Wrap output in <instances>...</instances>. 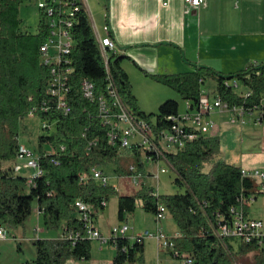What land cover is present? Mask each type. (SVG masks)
Listing matches in <instances>:
<instances>
[{
    "label": "trees",
    "instance_id": "trees-1",
    "mask_svg": "<svg viewBox=\"0 0 264 264\" xmlns=\"http://www.w3.org/2000/svg\"><path fill=\"white\" fill-rule=\"evenodd\" d=\"M20 1L0 0V161L16 156L19 120L47 98L44 88L49 67L42 62L39 52V46L47 34L45 12L40 9L42 18L38 32L23 31L18 14ZM72 31L75 43L70 58L74 86L68 94L70 112L64 114L52 108L48 112L34 113L41 119L55 120L54 130L39 135L37 140L42 174L35 175L29 183L28 177L15 172L13 167H0V222L21 224L36 204L44 227L61 230L57 237L33 241L35 264H66L71 259H90L92 239L85 234L74 201L80 198L96 212L105 207L100 203L103 199L108 200L115 192L114 187L107 183H96L95 179L89 177L90 170L110 161L117 162L123 149L109 140V125L102 121L99 114L100 96L109 102L113 112L120 111L118 106L111 104L107 74L131 119L144 120L156 135L170 128L168 115L178 114V101L172 98L163 100L156 113H146L139 108L128 76L120 65L122 56L110 52L106 69L83 7L76 15ZM150 76L176 90L182 99L193 103L198 101L200 86L208 78L216 81L215 93L229 106L237 104L253 109L262 106L261 100L264 99V60L230 73L194 64L193 70L187 72ZM84 77L94 82L92 100L81 93L80 80ZM225 79H239L250 94L242 96L236 93L232 87L224 84ZM44 143H49L55 152H44ZM129 148L133 155L141 156L137 144ZM218 148L217 136L202 135L181 148L163 153L158 158H164L171 165L175 173L173 182L183 191L161 195L138 180L137 187L131 193L117 195L118 220L128 223L127 216L136 206L155 214L157 205L162 203L178 229L176 235L170 236L176 250L190 254L194 264H235V253L230 243L234 238L219 235L218 226L231 219L230 208L239 206L240 198L264 193V190L255 189L252 178L244 177L242 167L236 164L217 162L209 172H203L204 158ZM117 171L119 175L125 173L128 176L140 173V177L145 172L140 159L135 171L126 172L120 167ZM81 177L87 178L81 181ZM248 207H242L245 215L248 214ZM68 231H77L79 235L73 240L67 237ZM107 242L115 248L111 264H130L142 259L143 240L137 241L125 233L110 235ZM167 249L172 253L170 248ZM237 253L249 256L252 264H264V251L255 242L239 240Z\"/></svg>",
    "mask_w": 264,
    "mask_h": 264
},
{
    "label": "built area",
    "instance_id": "built-area-1",
    "mask_svg": "<svg viewBox=\"0 0 264 264\" xmlns=\"http://www.w3.org/2000/svg\"><path fill=\"white\" fill-rule=\"evenodd\" d=\"M86 0H39L38 7L45 12V22L47 24V34L39 46V52L42 62L49 67V77L45 84L44 92L45 98L39 107H32L30 114L36 111L48 112L52 108L64 114L70 112L69 92L73 88L72 81V60L70 58L71 49L75 43L73 36V24L76 21V15L80 8L85 9L84 2ZM187 8L199 6L201 0H184ZM86 11V9H85ZM95 39L99 45L101 55L103 57L106 69L107 55L110 52H115L112 39L109 35L108 26L104 24L102 30L104 35H99V32L91 23ZM107 90L112 97L111 104L120 108V111L115 113L111 110L109 102L103 97H99V114L102 121L109 125L108 137L112 143H118L122 148H129L132 144H137L141 153L150 160L159 159L158 157L163 153L185 146L187 143L194 141L202 135L207 133L214 127L213 120L208 119L209 115L214 110L224 111L229 110L239 119L244 122V116L247 114L256 122L264 121V99L261 100L262 106H255L253 109L244 108L241 105H228L220 95L215 93L214 99L211 102L209 96L200 93L197 102L193 103L191 100H186L184 112H178L177 115H168L167 118L171 120L170 128L162 130L158 135L153 133L149 125L142 119L133 121L118 96L112 84L110 75L106 76ZM224 84L233 88L239 87L240 82L237 79H225ZM244 86V85H243ZM245 87V86H244ZM80 90L85 98L93 99L95 85L94 82L88 78L80 80ZM236 92V91H235ZM242 96L250 94V90L245 87L244 92L238 93ZM55 123V120L42 119L41 126L50 129ZM137 135L138 140L132 142L129 136ZM61 149H64L61 146ZM53 148L50 153H54ZM17 157L25 159V166L33 168L35 171L32 175L27 176L28 182H32L35 175L42 174L39 168V155L35 154L24 144H20L17 149ZM156 157V158H154ZM15 172L20 170L19 165L13 167ZM131 171H135V166L131 167ZM165 171V168H160L159 172ZM159 172H156L158 176ZM241 174L244 177H255L261 183V189L264 190V169L246 170L241 169ZM89 177L99 180L101 183H107V176L103 170L98 167H93L90 170ZM133 184H137L140 173H134L129 176ZM87 177H81V181H85ZM253 197H242L239 199V206L230 208L231 219L229 221L221 222L218 226L217 233L219 235L236 238L238 240L255 242L258 247L264 251V220L260 218L249 217L244 214L243 206H249ZM106 200L101 201V205L105 206ZM74 206L78 212L80 220L84 224V231L86 236L91 239H99L106 242L107 237H103L99 229L95 226L96 212L92 206L80 198L74 201ZM40 212V211H39ZM166 213V208L162 203L157 205V212L155 216L162 218ZM129 225L123 223L111 228L110 235H123L127 233ZM79 235L77 231H68L67 237L76 239ZM7 234L3 224L0 222V239L6 238ZM147 237H153L157 240L158 245L167 247L172 250L173 256L177 259V264H194L190 254L180 252L174 248V244L170 236H168L160 227L153 230L145 229L140 233L132 236V239L137 241L144 240Z\"/></svg>",
    "mask_w": 264,
    "mask_h": 264
},
{
    "label": "crops",
    "instance_id": "crops-1",
    "mask_svg": "<svg viewBox=\"0 0 264 264\" xmlns=\"http://www.w3.org/2000/svg\"><path fill=\"white\" fill-rule=\"evenodd\" d=\"M84 5L99 35H104L102 26H108L132 92L141 87L159 88L161 84L151 78L152 74L187 72L194 64L230 73L264 60V0H201L192 8H187L184 0H94L99 23L93 19L88 0ZM167 98H173L169 89L159 104ZM128 189L132 191L131 186ZM37 214H41L38 209ZM136 214L134 226L127 223L128 231H132L129 237L156 227L168 236L178 233V229L170 234L164 229L166 213L162 218L147 211ZM110 231L111 227L105 237ZM147 238L154 241L145 244V238L143 252L147 254L156 242V256L160 258L164 247L155 238ZM103 246L100 244V251ZM78 262L84 264L87 260Z\"/></svg>",
    "mask_w": 264,
    "mask_h": 264
},
{
    "label": "rangeland",
    "instance_id": "rangeland-1",
    "mask_svg": "<svg viewBox=\"0 0 264 264\" xmlns=\"http://www.w3.org/2000/svg\"><path fill=\"white\" fill-rule=\"evenodd\" d=\"M39 0H21L19 3V17L21 19L20 28L23 31H29L31 33L38 32V26L41 21V10L38 7ZM90 10L95 22L99 23L100 18L97 15L94 0H88ZM87 15L90 22L92 19L86 8ZM240 82L239 87L235 88L236 93L244 92L245 87ZM159 88L147 89L138 88L137 92H132L136 98L137 105L141 110L146 113H156L158 111L159 100L163 98L166 89H169L173 93V98L178 101V112H184L185 99H182L179 93L173 88L160 83ZM216 81L213 79H206L200 86V92L207 94L209 100L212 102L215 96ZM165 100V99H164ZM208 119L214 121V127L207 133V135L217 136L219 139V148L208 154L202 162V171L209 172L211 168L217 162H227L236 164L246 170L264 169V121L255 122L249 115L244 116V122L242 123L236 116L229 110L219 111L214 110L209 115H206ZM42 119L35 115L29 114L22 117L19 120L18 125V142L24 144L36 155L39 153L37 140L39 135L49 133L54 130L55 125H52L47 131L41 127ZM132 142L138 140L137 135L129 136ZM44 152L52 151L53 147L49 143L42 145ZM143 162L144 175L139 177L140 182H145L154 188L157 194H173L176 192H182L183 189L177 186L173 179L175 177L174 170L171 165L164 159L160 158L158 161L147 160L146 157L141 154L140 157L133 155L130 148H123L118 157V161H110L104 166H98L103 170L107 176V185L114 187L113 192L108 200L107 205L100 209L95 218V226L99 228V231L103 237L107 234L108 229L114 226L123 224V221L117 218V195L127 194L134 190L137 186L132 183L131 178L127 174L119 175L117 168L120 167L123 171L130 172L132 166L138 164V160ZM15 165L20 166V170L17 172L23 176H30L34 173V169L25 166V159L14 156L7 160L0 161V167ZM165 168V171L160 172L156 176V171L160 168ZM151 172V174H149ZM154 174V176H153ZM129 177L128 179L125 177ZM255 189L261 188L259 179L252 177ZM96 183H101L99 180H95ZM127 186L128 188L124 187ZM251 197H255L251 200L248 207V216L252 218H260L264 220V193H257ZM139 211H145L140 206H136L134 211L127 216L128 223L134 226V218ZM77 214V212L75 211ZM99 226V227H98ZM164 229L168 234L173 233L176 228V224L169 212H166L165 219L163 220ZM6 238L0 239V264H35V246L33 241L37 238L55 237L60 234L61 230L46 229L43 225L41 214H37V206L33 205L30 215L21 224H3ZM140 231V230H137ZM131 230L127 231L126 235L131 234ZM173 236V235H171ZM150 241H154L151 238L145 239V244ZM230 243L235 253V264H252L249 256H241L237 253L239 240L234 238L230 240ZM100 244L103 249L100 251ZM156 242L151 244L150 250L147 254L143 252L142 259L137 260L130 264H177V259L173 254L164 247V253L157 259ZM115 252V248L109 242H100L99 239L91 240V256L84 264H111V259ZM66 264H79L75 259L68 260Z\"/></svg>",
    "mask_w": 264,
    "mask_h": 264
}]
</instances>
